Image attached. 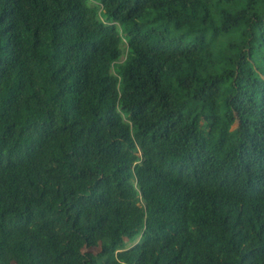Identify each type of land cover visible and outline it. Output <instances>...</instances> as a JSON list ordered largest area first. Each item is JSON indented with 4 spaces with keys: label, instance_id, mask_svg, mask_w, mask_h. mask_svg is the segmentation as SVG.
<instances>
[{
    "label": "trees",
    "instance_id": "16d2710c",
    "mask_svg": "<svg viewBox=\"0 0 264 264\" xmlns=\"http://www.w3.org/2000/svg\"><path fill=\"white\" fill-rule=\"evenodd\" d=\"M0 264H264V0H0Z\"/></svg>",
    "mask_w": 264,
    "mask_h": 264
},
{
    "label": "rangeland",
    "instance_id": "374dc122",
    "mask_svg": "<svg viewBox=\"0 0 264 264\" xmlns=\"http://www.w3.org/2000/svg\"><path fill=\"white\" fill-rule=\"evenodd\" d=\"M233 129H235V127Z\"/></svg>",
    "mask_w": 264,
    "mask_h": 264
}]
</instances>
